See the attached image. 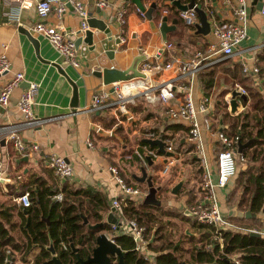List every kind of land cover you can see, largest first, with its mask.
<instances>
[{"label":"crops","instance_id":"1","mask_svg":"<svg viewBox=\"0 0 264 264\" xmlns=\"http://www.w3.org/2000/svg\"><path fill=\"white\" fill-rule=\"evenodd\" d=\"M24 1L25 4L21 8L19 22L16 23L9 20L5 15V11L13 6L6 4L4 0H0V53L5 52L11 62V69L0 76V87L3 81L16 71H22L26 79L19 87L14 89L8 106L5 108L0 107V126L20 123L23 120L20 111L16 107V101L27 81H35L39 84L33 108L34 115L42 118L52 116H58V118L47 121L42 125L24 126L20 129L22 139L28 148L27 155L16 152L8 140L1 143L4 138H0V160L8 168V179L3 183L0 182V197L9 196L15 202L14 197L19 194L11 186L16 179L21 185L29 182L31 183L29 184L30 187H34L36 185L34 183L36 182L35 179L39 178L45 181L47 186L58 189L57 192H61V188L66 184L70 187L89 188L96 192H106L108 194L109 207L102 220V222H107V216L112 206L111 198L118 192L109 167L118 165L120 174L126 181L138 184L142 183L137 182L133 176L140 175L141 168L144 167L147 175L152 177L154 185L161 186V189L156 192L160 205H155L160 208L158 210L151 208L150 210L160 215H158L160 221L165 224L163 228L165 237H168L173 244L178 241L182 247L190 248L193 242L191 239L186 238L183 233L197 237L198 232L191 220L194 217L192 214H188L192 218L186 220L179 215V212H190L191 206L198 198L202 168L195 154L194 145L188 141L185 124L166 116L164 114L165 105L150 103L142 95L136 97L134 104L127 105L129 116L113 109L93 108L91 97L103 84L102 78L94 74L95 71L103 67L127 68L133 59L141 54V51H144L142 54L146 56L148 61L153 63H165L176 57L188 58L196 51L205 53L208 50L209 43L214 40L210 30L207 34L197 32V25L200 24L199 15L198 22L194 26H186L178 16L179 10L169 0H141L145 9L150 6L151 2L155 1L156 8L153 10L152 16L156 10L161 9L160 17L166 15L168 25L172 24V20L176 18H172V15L176 13L177 22L174 25L175 27L166 34L165 39L159 30V20L147 19L144 14L140 13L132 0H108L111 6L105 10L100 9V11H97L96 8L98 7L95 6L93 0H83L86 2L88 12H91L93 17L105 21L110 29L111 39L108 40L106 34L97 28L89 27L88 30L93 33L94 49H90L84 42L79 44L77 52L80 67L76 68L65 63L63 57L53 49L46 38L31 33L38 41V46L35 48L28 35L18 29L19 26L27 29L28 26L37 21L36 3L38 0ZM245 1L247 13L246 37L234 48L233 54L226 58L230 64H237L240 68L244 62L259 67L257 75H245L242 70L241 72L245 77H248V80L264 97V0ZM180 2L186 4L189 0H180ZM195 2H197V6L205 11L210 29L213 20L217 22L235 20L231 9L223 5L221 0H208L205 2L195 0ZM122 4L127 7L126 22L123 26L115 20V12ZM52 8L54 10L55 3H52ZM68 8L69 11L65 13L60 22L55 18L53 10L46 17L45 22L61 25L68 32V36L75 40L79 35H73V31L78 30L80 18L73 11L70 3ZM164 10H167V12L164 13ZM116 38H119V43L114 42ZM165 43H171L173 47L166 49L164 47ZM4 45L7 46L6 50L3 48ZM107 50L114 51L112 58L106 53ZM214 57L218 58L216 55ZM224 60L225 58L218 59L209 64L214 65L215 76L208 78L207 75L198 73L191 84V94L195 101L203 96L209 99L208 117L212 121V128L210 132L203 127L202 137L208 156L209 173L213 181L217 177L216 156L217 148L220 145L215 138V132L222 130L223 126L226 127L221 121H218L219 114L224 109L230 114H238L251 109L249 100L245 102L240 97L241 102L237 101L235 111L230 110V94L233 90H236V85L246 90V97L247 89L244 84L231 80L230 75H228L230 65L225 63ZM176 76L177 71L175 68L162 71L150 77V84L154 86L163 80ZM216 76L218 77L216 78ZM225 77L228 79L227 81H225ZM232 81H235L234 85ZM71 83H74L77 88V107L75 110H72L70 106L73 91ZM178 83L179 81L175 80L174 86L176 96L181 98L183 90L179 88ZM224 89L229 91L223 96L225 104L220 105L222 97L218 95ZM154 90V88L151 89L152 92ZM138 105L140 108L136 109ZM111 122H113V125L110 126ZM175 124L183 125L184 128L175 127ZM100 129L107 132V134L101 133ZM151 129H154L152 133L156 135L157 139H159L158 134H163L166 138L172 139L174 143L173 151L167 155L159 152L156 145L150 146L146 143L145 146L148 148L155 147L153 150L156 156H149L151 162L149 163L146 158V164L141 165L138 159H132L131 155L134 154L136 147L143 146L140 145L139 139L149 138L146 135L151 132ZM110 131H113V135L110 134ZM87 139L92 141V146L87 145ZM34 144L37 145L36 150L31 149ZM13 150L17 155H20L19 159L28 156V160L21 161L18 159L16 162L15 158L9 155ZM51 153L64 156L72 164L74 173L70 178H59L47 165V159ZM247 163L246 156L242 162H238L241 169H244ZM182 178H185V183L181 189L177 194L171 193V188ZM233 182L234 179L232 178L226 187L216 188L215 192L223 215L235 225L234 221L229 220L228 217L240 216L241 210H238L235 206L230 208L226 204V195L232 188ZM7 185L10 191L7 190ZM188 193L192 198L191 204L188 203ZM166 210H168L167 212L172 210L173 214L167 215ZM113 215L115 216V212ZM257 217L262 221L264 212L259 213ZM182 225L184 227L180 229ZM238 228L235 226L233 229ZM259 228L262 232V226ZM252 229L256 230V228ZM102 232H105L108 237L113 234L109 230H103ZM37 251H39V247H34L26 255L25 258L29 260L28 263ZM148 255L151 257V254ZM19 256L18 254V258ZM15 263L23 264L19 259Z\"/></svg>","mask_w":264,"mask_h":264},{"label":"trees","instance_id":"2","mask_svg":"<svg viewBox=\"0 0 264 264\" xmlns=\"http://www.w3.org/2000/svg\"><path fill=\"white\" fill-rule=\"evenodd\" d=\"M160 14L161 9H158L152 18L158 21ZM175 14L172 18H177ZM227 58L224 61L230 65L228 75L231 80L245 85L247 89L245 102L249 100L251 109L238 114H230L224 109L219 114L218 121L226 125V127L222 125V131L228 137H238V141L241 142L251 140V143L241 152L248 160L247 166L241 169L237 164L232 177L234 179L232 188L226 195L227 206L230 208L235 206L241 210L240 216L228 217L239 228L220 231L221 247L214 239L212 225L191 219L192 217L184 211L179 212V215L183 219L192 220L198 235L194 237L183 233L193 242L190 248L182 247L179 242L173 244L164 235L165 224L160 221V215L150 210L151 208L158 210L160 207L144 204L142 198L124 197L121 199V210L115 211L116 218L135 219L139 225L144 226L146 239L149 240L144 250H136L137 242L121 228L113 231L110 223L103 222L100 227L92 229L83 222V217H86L90 224L102 222L103 215L109 207L106 192L70 187L66 184L61 188L62 199L57 200L54 195L58 189L47 186L45 181L36 178L34 182L36 185L30 187L31 183L21 185L16 179L11 187L18 192L17 194L27 190L30 203L28 206H18L9 196L0 197V264H6L8 256H10L8 264H16L17 259L23 264H56L51 260L52 255L46 248L50 243L61 264H83L72 251L70 242L78 247V255L84 259L92 250L96 235L103 230L111 231L113 233L111 238L124 250V264H234L230 257L232 254L236 255L239 264H264V217L262 221L257 217L259 213L264 212V97L248 77L242 74L241 68L237 64H230ZM213 67L214 65H207L198 73L212 78L216 75ZM224 79L228 80L226 77ZM235 81H232L233 85ZM228 91L224 89L218 95L222 97L220 105L225 104L223 96ZM138 108L139 105L136 109ZM174 126L184 128L183 125ZM152 131L154 129H151ZM158 138L166 139L163 134H158ZM139 143L146 145L142 138L139 139ZM221 149L222 146L219 145L217 154ZM9 155L15 158L16 162L20 156L14 150ZM131 157L134 160L137 158L135 154ZM7 190L10 191V188ZM188 203H192L190 193ZM167 211H165L167 215L173 214L172 210ZM246 211H250L251 217L245 216ZM261 226L262 232L259 228ZM252 228H256L260 235L251 234L249 230ZM207 244L210 245L209 248H206ZM34 247H39V251L28 263L29 260L25 257ZM148 254H151V257H148Z\"/></svg>","mask_w":264,"mask_h":264},{"label":"built area","instance_id":"3","mask_svg":"<svg viewBox=\"0 0 264 264\" xmlns=\"http://www.w3.org/2000/svg\"><path fill=\"white\" fill-rule=\"evenodd\" d=\"M6 4L12 5L9 10L5 11L6 17L19 22L20 11L24 6V0H4ZM95 6L99 9H107L111 6L108 0H93ZM208 1V0H196ZM222 4L229 7L235 16L234 21L217 22L213 20L210 33L213 42L209 43L208 50L203 53L196 51L188 58H173L165 63H153L145 58L138 64V70L145 76L131 78L125 81H118L110 85L102 84L91 97V105L96 109H110L118 111L121 114L128 112L127 105L134 104L136 97L142 95L144 99L150 103H161L165 105L164 114L173 120L182 121L187 127V138L194 145L195 154L199 159L202 168L200 193L194 204L190 208V212L194 219L201 223H206L214 227V239L220 243L221 247V230L235 228L236 225L229 222L218 204L216 196V188H224L234 176L237 168V160H244V156L237 151L238 137H228L222 130L215 132V138L219 141L222 149L217 154V177L213 181L208 168V156L205 143L202 137L203 127L211 132L212 121L208 117V102L206 96L195 101L191 94V84L198 71L214 63L218 59L229 57L233 54L234 48L246 37L247 13L245 0H221ZM52 3H55L53 10ZM72 6L73 11L80 18V25L77 31H73V35H82L85 30L89 29L87 19L89 17L86 2L83 0H38L36 3L37 21L28 26L27 30L34 34L40 35L48 40L53 49L63 57L65 63L80 67L79 54L75 46L74 38L68 36L61 25L49 24L45 22L46 17L52 12L55 18L60 22L66 12L69 11L68 4ZM197 5V2L196 4ZM167 10H164L166 13ZM264 12V9H263ZM127 7L125 4L120 5L115 12L116 22L123 26L126 22L125 15ZM143 14L142 11H140ZM178 16L186 26H194L198 22V14L194 7L186 10H179ZM162 17V16H161ZM160 17V19H161ZM159 19V22H160ZM159 24V23H158ZM123 39V38H122ZM166 49H171V43H165ZM3 48L6 50L7 46ZM144 51H141V54ZM217 56L216 59L214 56ZM176 65V77H171L161 81L157 85L150 84V77L153 74L171 70ZM11 69V62L5 52L0 53V76L4 75ZM241 70L245 75H257L259 67L255 64L248 65L242 63ZM25 76L22 71L14 72L10 77L3 81L0 87V107H7L10 96L15 88L19 87L24 81ZM175 80L179 81V88L183 90V96H176ZM236 90L246 95V90L236 85ZM39 84L35 81H27L26 86L21 91L16 101V107L22 115L20 123H12L0 126V138L11 142L13 149L21 155H27L28 148L24 143L20 134V129L24 126H38L43 123L57 119L58 116L52 117H36L33 113L35 98L38 92ZM112 88V91H110ZM155 89L154 92L151 89ZM236 101L241 102L240 96L236 97ZM201 115V119H200ZM146 137L157 138L152 132L147 133ZM165 142V149L168 152L173 151V140L170 138L161 139ZM88 146H92L90 139L86 140ZM32 150L37 149L34 144ZM134 154L139 163L146 164L147 156H156L153 149L147 146H139L134 149ZM47 165L61 179L70 178L74 169L72 164L62 155L51 153L47 159ZM112 179L114 180L118 192L111 198V205L117 210H121V199L124 197H133L135 199L142 198L147 191L146 185L138 183H130L120 174L118 165L109 167ZM0 178L8 179V168L0 160ZM19 178V176H18ZM57 200L62 199V193L59 191L54 195ZM17 204L22 206L29 205L28 191L14 197ZM119 225L111 224L112 230L116 231L121 228L126 234H129L137 242L136 250H144L148 241L145 235V228L131 218H117ZM238 227V226H236ZM249 231H256L250 229ZM111 238V237H110ZM112 239V238H111ZM210 245L207 244L206 248ZM150 257L149 255H147ZM231 259L234 264H239V260L235 254Z\"/></svg>","mask_w":264,"mask_h":264},{"label":"water","instance_id":"4","mask_svg":"<svg viewBox=\"0 0 264 264\" xmlns=\"http://www.w3.org/2000/svg\"><path fill=\"white\" fill-rule=\"evenodd\" d=\"M135 5L138 7L140 11H143L144 16L147 19H152V12L156 8V2L153 1L150 3V6L148 8H144L141 0H132ZM170 3L175 6L178 10H186L187 8L194 7L197 11V14L200 18V24L197 25V32H200L202 34H207L210 30V24L207 20V15L203 9H201L199 6L195 5V0H189L188 3L183 4L180 2V0H169ZM93 2V1H92ZM97 11H100L99 8H96ZM89 17L87 19L88 26L91 28H97L98 30L102 31L104 34H106L108 40L111 39L110 29L107 27L106 23L102 19H98L93 17L91 12H88ZM177 19L174 18L172 20V24L168 25L167 23V16L164 15L161 17L159 22V30L161 32L162 37L165 39L166 34L171 30L174 29V25L176 24ZM18 29L22 31L23 33L27 34L29 39L32 41L35 48L38 46V41L31 35V33L25 29L24 27L19 26ZM119 38H116L114 40L115 43H119ZM81 42L86 43L90 49H94L93 45V33L90 30H85L83 35H79L77 38H75V46L78 48L79 44ZM112 50H107L106 53L109 55V57L112 58L113 56ZM145 58L144 54H138L131 64L124 69L116 68V67H103L97 71L94 72V74L100 78H102V83L104 85H110L112 83L118 82V81H125L129 80L131 78H135L138 76H145L143 73H141L138 70V64L141 60ZM176 68V65L173 67ZM27 84V83H26ZM73 85V91H72V99L70 101V106L72 107V110H75L77 107V88L74 83H71ZM110 91H112V88H110ZM231 98L229 100L230 110L233 112L236 109V97L240 96L242 99H246L245 94H241L237 90H233L231 92ZM125 116H129V113H124ZM103 134H107L104 130H99ZM110 134L113 135V131H110ZM143 141L150 146L156 145L158 147V151L162 153H166L167 155L170 154V152L165 151V142L161 139H151V138H144ZM1 143H4V139L1 140ZM251 143V140H248L246 142L238 141V147L237 151L239 153L242 152L244 148H246ZM150 161V157H146ZM19 160L21 161H27L28 156H23ZM134 179L139 183H145L147 187V191L145 195L143 196L142 202L144 204H152V205H160V201L156 197V192L161 189L160 185H154L152 177L147 175L146 169L144 167L141 168V174L140 175H134ZM6 179L0 178V182H5ZM185 183V178L180 179L172 188L171 193L177 194L178 191L181 189L182 185ZM26 211V210H24ZM116 211V208L111 206L110 212L107 216V222L110 224L119 225V221L117 218L113 215ZM186 214H191L190 212L185 211ZM246 217H251L250 211L245 212ZM83 222L87 224L89 228L95 229L102 225L103 222H97L94 224L88 223V220L86 217H83ZM251 234L260 235L259 232L251 231ZM70 247L72 251L76 254L78 261L81 263H87V264H112V258H116V262L118 264H124L123 262V254L124 250H122L113 239L108 237L105 232H99L95 237V246L93 247L91 254L88 255L86 259H82L78 255V247L74 246L72 242H70ZM50 253H51V260L54 261L56 264H61L59 259L56 256L55 250L53 248L52 243H50L46 247ZM10 256H8V262L9 263Z\"/></svg>","mask_w":264,"mask_h":264},{"label":"flooded vegetation","instance_id":"5","mask_svg":"<svg viewBox=\"0 0 264 264\" xmlns=\"http://www.w3.org/2000/svg\"><path fill=\"white\" fill-rule=\"evenodd\" d=\"M95 246V243H94V245L92 246V249H93V247ZM92 251V250H91ZM91 251H90V253H88L87 255H86V257L84 258V259H86L87 257H88V255H90L91 254ZM116 262V258H112V264H114ZM92 264V263H91Z\"/></svg>","mask_w":264,"mask_h":264},{"label":"rangeland","instance_id":"6","mask_svg":"<svg viewBox=\"0 0 264 264\" xmlns=\"http://www.w3.org/2000/svg\"><path fill=\"white\" fill-rule=\"evenodd\" d=\"M174 141H175V140H174ZM173 144H174V143H173ZM238 162H242V161H238V160H237V163H238ZM198 178H199V181H200V175L198 176ZM183 227H184V226L182 225L180 229H183ZM180 232H181V230H180ZM177 242H178V241H177Z\"/></svg>","mask_w":264,"mask_h":264}]
</instances>
